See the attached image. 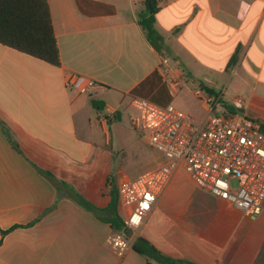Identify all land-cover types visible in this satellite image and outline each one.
I'll return each mask as SVG.
<instances>
[{"label":"crops","instance_id":"1","mask_svg":"<svg viewBox=\"0 0 264 264\" xmlns=\"http://www.w3.org/2000/svg\"><path fill=\"white\" fill-rule=\"evenodd\" d=\"M47 1L60 65L0 43V264H264V205L247 215L183 169L134 232L156 255L120 257L108 240L112 218L127 217L120 185L161 161L121 154L112 125L130 123L134 97L202 122L203 87L220 114L243 97L240 112L264 127V0H159L155 39L145 0ZM70 72L100 86L81 94ZM188 96L204 113L185 108Z\"/></svg>","mask_w":264,"mask_h":264},{"label":"built area","instance_id":"2","mask_svg":"<svg viewBox=\"0 0 264 264\" xmlns=\"http://www.w3.org/2000/svg\"><path fill=\"white\" fill-rule=\"evenodd\" d=\"M168 58L161 69L168 73ZM66 85L88 94L100 82L86 74L70 72ZM177 84L174 83L173 86ZM194 94L207 104L202 122L173 104L159 105L144 97H134L138 109L130 116L133 127L145 132L147 143L162 154L161 161L137 178L120 185L121 203L127 206L126 227L137 231L144 223L159 196L170 184L174 174L183 169L198 187L204 188L250 216L262 212L264 205V132L260 122L248 118L240 110L243 97L233 99L235 112L216 111L218 98L203 87ZM105 119L103 114H100ZM111 248L120 257L127 255L133 238L114 230L109 238Z\"/></svg>","mask_w":264,"mask_h":264},{"label":"trees","instance_id":"3","mask_svg":"<svg viewBox=\"0 0 264 264\" xmlns=\"http://www.w3.org/2000/svg\"><path fill=\"white\" fill-rule=\"evenodd\" d=\"M159 9V0H145L141 24L152 39L157 36L154 21ZM0 43L55 65L61 63L47 0H0ZM235 60L236 57L232 63ZM262 130L264 132V127ZM111 223L114 230L121 231L126 227L119 214L112 218ZM132 247L144 255L157 253L149 240L142 236L134 240Z\"/></svg>","mask_w":264,"mask_h":264},{"label":"rangeland","instance_id":"4","mask_svg":"<svg viewBox=\"0 0 264 264\" xmlns=\"http://www.w3.org/2000/svg\"><path fill=\"white\" fill-rule=\"evenodd\" d=\"M188 84L191 85V83ZM179 97L176 98V102H175L177 106L178 104H180L179 102L181 101ZM184 106L185 108L189 107L196 110V113H198L199 115L204 113V110L200 107V105L196 101L193 100L191 96H188L186 99H184ZM135 112L138 113L137 110H135ZM114 124L112 125V129L117 132L118 137L120 138L122 137L123 142L126 145L125 152L121 153L122 155L126 157L129 156L130 158L137 160V158L139 156L141 157V154L144 153L145 156H147L148 159H150L152 162L153 159H155L156 157L157 160L159 159V154H160L159 151L156 150L155 148L153 149V147L148 145L146 142L142 141V133H144L143 130L136 131L130 126L129 121L127 120L125 121L124 124L122 123H119V125L116 123ZM161 159H162V154H161Z\"/></svg>","mask_w":264,"mask_h":264},{"label":"water","instance_id":"5","mask_svg":"<svg viewBox=\"0 0 264 264\" xmlns=\"http://www.w3.org/2000/svg\"><path fill=\"white\" fill-rule=\"evenodd\" d=\"M124 233L128 236L133 238L134 237V231L131 227H125L124 228Z\"/></svg>","mask_w":264,"mask_h":264}]
</instances>
